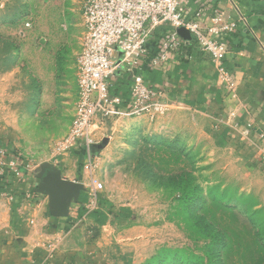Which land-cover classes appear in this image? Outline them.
I'll return each mask as SVG.
<instances>
[{
  "label": "rangeland",
  "instance_id": "rangeland-1",
  "mask_svg": "<svg viewBox=\"0 0 264 264\" xmlns=\"http://www.w3.org/2000/svg\"><path fill=\"white\" fill-rule=\"evenodd\" d=\"M83 1L74 3L78 12ZM57 10L50 0H5L0 8V136L14 127L11 155L24 173L6 171L0 142L6 186L27 177L36 185V171L59 157L54 146L74 118L77 53L62 45ZM184 31L177 29L180 37ZM168 102L153 119L123 112L95 126L93 139L109 142L91 167L75 153L85 184L93 173L104 201L135 211L116 226L69 216L68 242L79 247L80 264H264V169L210 115ZM19 214L27 213L20 207ZM88 249L97 250L93 259Z\"/></svg>",
  "mask_w": 264,
  "mask_h": 264
},
{
  "label": "crops",
  "instance_id": "crops-1",
  "mask_svg": "<svg viewBox=\"0 0 264 264\" xmlns=\"http://www.w3.org/2000/svg\"><path fill=\"white\" fill-rule=\"evenodd\" d=\"M4 1L0 0V8L4 7ZM233 1L239 5L246 22L237 20L238 16L230 0H203L207 8L218 6L224 10L227 18L237 20L235 31L226 36L230 49L224 57V64L235 80L234 91L228 93L217 84V74L209 56L200 51L191 40L184 47L182 59H176L170 65L171 77L169 87L166 88V97L170 101H183L190 109L210 115L220 129L227 130L229 141L242 147L239 150L252 164L264 169L260 159L259 140V134L264 132V0ZM50 2L59 8L55 11L56 17L62 18L67 40L62 41V45H69L73 53L78 55L84 32L83 11L78 12L77 6L73 7L77 0ZM199 4V0H182L181 8L187 17H190L200 7ZM206 13L209 15L212 12L207 10ZM186 33L187 36L182 38L188 41L190 35ZM68 41L72 43L68 44ZM181 61L185 63L177 67L175 73L173 66ZM11 72L12 70H9L6 73ZM3 75L1 79H5ZM11 127L0 136V142L8 153L3 158V163L12 159V145L16 144L14 127ZM245 129L247 132H243ZM75 153L59 156L51 163L61 171L64 179L80 182L84 186L78 201L71 202L69 213L65 217L52 215L47 195L38 189L42 175L39 170L36 171V185L30 177L17 186L0 183V264H80L79 247H74L68 242L71 236L68 225L74 222L69 216L79 218L77 210L87 201V188L82 181L81 168L75 166V157L79 158ZM1 177L3 179L9 176L2 174ZM83 193L86 194V200L82 204L80 200ZM29 194L33 199L27 198ZM6 203L9 204L8 207ZM4 206L7 207L5 212ZM19 206L22 207L23 213L26 211L25 218L20 216ZM120 207L130 208L131 219L120 217L113 223L109 221L108 225H123L134 219L135 211L130 205ZM80 218L91 220L85 215ZM30 219L34 220L33 224L29 223ZM118 241L123 242V238ZM50 250H53V258L47 261ZM96 253V249H88L86 256L93 259Z\"/></svg>",
  "mask_w": 264,
  "mask_h": 264
},
{
  "label": "built area",
  "instance_id": "built-area-1",
  "mask_svg": "<svg viewBox=\"0 0 264 264\" xmlns=\"http://www.w3.org/2000/svg\"><path fill=\"white\" fill-rule=\"evenodd\" d=\"M199 1L200 7L190 17L181 8L182 0L83 1L84 32L76 58L75 114L67 133L54 146L57 157L73 151L82 153L84 161L91 167L95 157L91 146L97 143L93 139L95 126L115 116H123V112L150 119L164 112L170 101L166 97L170 65L174 60L182 59L184 47L191 40L209 56L217 74V84L228 93L234 91V77L224 64L230 49L226 36L235 31L237 20L246 22L245 17L233 0L230 3L237 20L227 18L220 7L207 8L203 0ZM207 10L212 13L207 15ZM179 27L185 28L190 40L179 36ZM142 69L162 71L163 84L153 86L145 81L138 73ZM117 74H129L131 79L125 107L121 105L120 96L109 93L111 81ZM243 132H247L246 129ZM259 140L260 159L264 164V132L259 134ZM4 165L11 176L24 174L16 158ZM86 188L84 206L88 213L99 207L103 183L92 173ZM27 198L31 200L33 196L29 194ZM29 223L33 224L34 220L30 219ZM52 256L53 250H50L46 260H51Z\"/></svg>",
  "mask_w": 264,
  "mask_h": 264
},
{
  "label": "trees",
  "instance_id": "trees-1",
  "mask_svg": "<svg viewBox=\"0 0 264 264\" xmlns=\"http://www.w3.org/2000/svg\"><path fill=\"white\" fill-rule=\"evenodd\" d=\"M184 61H181L178 65L173 66V71L176 70L177 67H180V65H184ZM181 70L183 69L182 67L180 68ZM142 78L150 83L153 86H158L163 84L164 82V75L163 72L160 70H149V69H142L138 72ZM174 81V80H173ZM172 81V83H174ZM130 85H131V79L129 74H117L113 77L111 81V85L109 88V93L112 96H120L122 102L121 105L125 107L128 103L129 96H130ZM223 134L227 136V130L226 129H221ZM81 156V159H84V155L82 153H78ZM87 194V193H86ZM86 194L83 193L81 196V202L82 204L86 200ZM78 217H82L83 215L88 216L93 222H95L98 225H105L109 221L110 223L115 222L118 220L120 217L126 218V219H131L132 213L130 211L129 207H119V208H114L113 205L109 204L108 202L104 201L103 199L100 200L99 202V207L88 212L85 208L84 205H80L78 210ZM155 258H153L152 263L154 262Z\"/></svg>",
  "mask_w": 264,
  "mask_h": 264
},
{
  "label": "water",
  "instance_id": "water-1",
  "mask_svg": "<svg viewBox=\"0 0 264 264\" xmlns=\"http://www.w3.org/2000/svg\"><path fill=\"white\" fill-rule=\"evenodd\" d=\"M108 142V138H103L101 141L93 144L91 146L93 155L99 153ZM38 189L47 195L52 215L55 217H65L69 213L71 202L78 201V196L84 190V186L80 182L64 179L57 167L47 164L44 166L40 177Z\"/></svg>",
  "mask_w": 264,
  "mask_h": 264
}]
</instances>
